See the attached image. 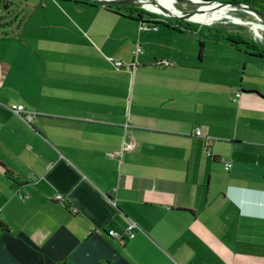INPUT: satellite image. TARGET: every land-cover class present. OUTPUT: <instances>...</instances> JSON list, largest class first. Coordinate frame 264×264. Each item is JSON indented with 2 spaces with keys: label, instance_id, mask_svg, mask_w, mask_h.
Returning a JSON list of instances; mask_svg holds the SVG:
<instances>
[{
  "label": "crops",
  "instance_id": "0c3cea01",
  "mask_svg": "<svg viewBox=\"0 0 264 264\" xmlns=\"http://www.w3.org/2000/svg\"><path fill=\"white\" fill-rule=\"evenodd\" d=\"M123 17L0 0V264H264V55Z\"/></svg>",
  "mask_w": 264,
  "mask_h": 264
},
{
  "label": "rangeland",
  "instance_id": "374dc122",
  "mask_svg": "<svg viewBox=\"0 0 264 264\" xmlns=\"http://www.w3.org/2000/svg\"><path fill=\"white\" fill-rule=\"evenodd\" d=\"M170 1V0H167ZM216 1H222V0H216ZM100 3V2H98ZM176 5H174L175 9H178L180 11H191L197 8V6L191 5V4H186V3H180V2H175ZM122 13L128 14L129 11H126L123 9V7H131L135 10H133L134 15L136 16L135 20H130L128 18H121V29L124 28V30H138L139 29V13H141V17H148V18H159L163 21H168L172 20L175 22V24H180L181 26H184V23L190 24L193 29H200V30H208V29H220L223 30L229 34L234 35V40L238 43V48L243 50V52H246L248 54H252V50H259L260 52L263 53L264 55V32L262 33V38H258L255 36V30L252 29L253 26H250L247 24V22H253V23H259V21L254 17L252 14L249 12H246L244 10L240 9H232L228 8L225 9V15L223 17H220V19L214 20L213 22H210L212 17L210 19L206 20L208 22L202 21V22H194L191 20H176L172 18H167L163 17L160 14L154 13L149 11V9L141 8V6H132V5H120ZM230 9V10H229ZM229 16H233L237 18V21H229ZM162 27V29H168V27H165L163 25H159ZM237 37L235 38V36ZM207 39L205 36H203V33L200 34L198 37L195 39L189 38L190 42H193L195 44V59H198L199 56V44L197 43V39ZM194 40V41H192ZM160 47L162 45L159 44ZM248 48V49H247ZM246 53H243V56H245ZM254 53V52H253ZM251 58V57H250ZM257 70H254L251 73L254 74H249L248 78L251 82H258L259 84L264 83V74H257L255 73Z\"/></svg>",
  "mask_w": 264,
  "mask_h": 264
},
{
  "label": "built area",
  "instance_id": "2783aa9c",
  "mask_svg": "<svg viewBox=\"0 0 264 264\" xmlns=\"http://www.w3.org/2000/svg\"><path fill=\"white\" fill-rule=\"evenodd\" d=\"M154 13H156V12H154ZM160 22H163V20H161L159 18H152L151 17V18L146 19V20L142 19L141 23H140V29L141 30H143V29H154V30H156L157 29V23H160ZM141 52L142 51H141L140 47L138 46L137 49L135 50V54L138 55ZM108 60L117 69H121V68L125 67L122 61L117 60L113 57H109ZM156 65L167 66V65H169V62H167V61L157 62ZM133 68H134V64L127 66V69H129V70L133 69ZM237 97H240V93L237 94ZM12 109L15 113L20 115L29 124L32 122V120L36 116L35 112L27 111L23 105H14V106H12ZM195 133L197 136H203L200 129H197ZM134 147H135V143L133 141V138H132V136H129L127 142L125 143L124 150L130 151V150H133ZM209 153H210V148H209ZM231 167H232V164L230 162H227L226 168L229 170ZM55 199L57 201L65 202V198L61 194L56 195ZM73 212H76V211L73 210ZM137 228H138V226L134 222H130L126 226V229L123 233H120L117 231H112V232H110V235H111V237L119 240V242L124 243L127 240L133 239L136 236L135 230Z\"/></svg>",
  "mask_w": 264,
  "mask_h": 264
},
{
  "label": "water",
  "instance_id": "95a60500",
  "mask_svg": "<svg viewBox=\"0 0 264 264\" xmlns=\"http://www.w3.org/2000/svg\"><path fill=\"white\" fill-rule=\"evenodd\" d=\"M93 2H100L104 5H113V4H120V5H136L141 6L140 8H145V2L144 1H151L152 4H158L159 7L163 10L162 12H159L158 14L162 15L163 17L167 18H174L176 20H191L190 17L193 16L195 13H203V9L201 6L203 5H214L216 8L218 7H230L232 9H240L244 10L246 12L251 13L256 19L264 25V14L253 10L251 8H247L241 3H228L223 1H216V0H175L180 3H186L191 4L194 6H197L196 9L191 11H181V15L171 13L166 7L161 5L157 0H91ZM10 16V13L7 14V17ZM230 21V19H229ZM248 25L253 26V22H247Z\"/></svg>",
  "mask_w": 264,
  "mask_h": 264
},
{
  "label": "trees",
  "instance_id": "16d2710c",
  "mask_svg": "<svg viewBox=\"0 0 264 264\" xmlns=\"http://www.w3.org/2000/svg\"><path fill=\"white\" fill-rule=\"evenodd\" d=\"M85 1L91 2V0H85ZM222 1L228 2V3H241L244 6H246L247 8H251L253 10L259 11V12L264 14V0H222ZM92 3H98V2L92 1ZM123 9H125L126 11H129L128 12L129 14H132L133 10H135L131 7L130 8L129 7H123ZM128 16H130V15H128ZM141 16H142L141 13H139L140 18H141ZM172 19H174V18H172ZM141 20H142V18H141ZM160 24L165 26V27L172 28L173 30L179 31L181 33H184L183 30H192L193 29L192 26H190V24H188L186 22L184 23V26H181L180 24H178V26H176L175 22L172 20L163 21V22L157 23V29L160 27L159 26ZM207 31L209 32V34H208L209 38H212L216 41H223L225 43L238 46V43L234 40V35H232V34H229L223 30H220V29H208ZM236 37H237V35L235 36V38ZM198 44H199V48L202 50L203 46H204L203 41L199 40ZM252 51L254 53L258 52L259 55H263V53L260 52L259 50L253 49Z\"/></svg>",
  "mask_w": 264,
  "mask_h": 264
},
{
  "label": "bare ground",
  "instance_id": "6f19581e",
  "mask_svg": "<svg viewBox=\"0 0 264 264\" xmlns=\"http://www.w3.org/2000/svg\"><path fill=\"white\" fill-rule=\"evenodd\" d=\"M145 2V7L147 9H149V11L152 12H162L163 10L159 7L158 4H152L151 1H144ZM157 2H159L161 5H163L164 7H166L171 13H175V14H179L181 15V11L178 9L174 8L175 4V0H157ZM203 9V13H195L193 16L190 17L191 21L194 22H208L206 20H209L210 22H213L214 20L220 19V17H223L226 13H225V9H228L230 7H218L216 8L214 5H203L201 6ZM230 10V9H229ZM251 14V13H250ZM229 19L232 21H237V19L233 16H229ZM254 28L257 30L259 37H262V33L264 32V25L262 23H253Z\"/></svg>",
  "mask_w": 264,
  "mask_h": 264
}]
</instances>
